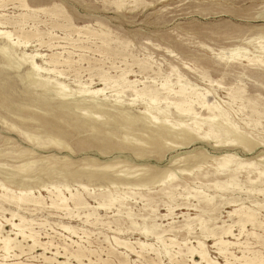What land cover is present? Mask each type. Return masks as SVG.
Here are the masks:
<instances>
[{
	"label": "rangeland",
	"instance_id": "374dc122",
	"mask_svg": "<svg viewBox=\"0 0 264 264\" xmlns=\"http://www.w3.org/2000/svg\"><path fill=\"white\" fill-rule=\"evenodd\" d=\"M0 5L5 22L0 33L21 40L13 46L0 38V95L9 102L0 105V249L9 235L24 251L5 259L1 249L0 264H57L66 260L64 253L78 255L83 264H206L197 256L201 248L215 264H264V0H0ZM35 52L46 68L39 74L28 62ZM52 55L59 63L46 62ZM46 79L73 94L106 88L95 96L106 105L99 111L88 97L85 107L77 94L59 99L56 89L36 86ZM144 88L162 92L155 108L175 98L166 100L162 88L172 94L185 89L192 99L207 96L222 125L201 139L208 110L194 103L192 115L180 117L171 106L169 124L201 138L180 145L186 137L174 132L152 144L151 133L160 131L126 121L144 111L147 101L133 91ZM63 101L75 106L57 110ZM89 115L101 119L99 136L74 130L73 122ZM43 118L71 133L46 126ZM101 137L126 148L103 151ZM77 193L79 199L70 198ZM11 222L21 223L26 234L34 232L45 248L29 251Z\"/></svg>",
	"mask_w": 264,
	"mask_h": 264
},
{
	"label": "bare ground",
	"instance_id": "6f19581e",
	"mask_svg": "<svg viewBox=\"0 0 264 264\" xmlns=\"http://www.w3.org/2000/svg\"><path fill=\"white\" fill-rule=\"evenodd\" d=\"M26 3V2H25ZM25 3L23 2V6H26L25 5ZM1 6V5H0ZM2 16L0 15V18H1ZM5 22H3V23H1V19H0V24H4ZM7 24V23H6ZM16 24V23H15ZM24 24V23H23ZM17 26V25H16ZM31 31V30H30ZM23 32V31H22ZM27 34V33H26ZM31 35V34H30ZM33 35V37H34V34H32ZM14 35L12 34V32H11V34L10 33H5V34H1L0 33V38L1 39H5L6 41H8V42H10V43H12L13 44V46L14 45H16V44H20L21 43V40H20V36H18V37H16V39H17V41H14L15 40V38L13 37ZM27 36V35H26ZM26 38H30V36H27ZM25 38V39H26ZM24 44H26V43H28V40L27 41H25V42H23ZM5 45V44H4ZM10 45V44H9ZM16 47V46H15ZM4 48V47H3ZM6 48V47H5ZM2 49V52L5 54L7 51H6V49ZM9 53V52H8ZM24 54V53H23ZM3 55V54H2ZM4 56V55H3ZM6 57V56H5ZM43 57V55L42 54H40V52H35V53H33V54H31V55H29V57H28V59L30 60V61H28L29 62V64H30V68H31V71H33V72H35L36 74H39L40 72H43V71H46V68H44V67H42V66H40L37 62H36V60L39 58V59H41ZM6 58H8V57H6ZM25 58V57H24ZM248 59V58H247ZM12 60H13V58H12ZM24 60V59H23ZM8 61V60H7ZM59 60L57 59V58H55L54 57V55H52V56H50V58H49V60L48 61H46L48 64H57V63H59L58 62ZM24 62H25V60H24ZM65 62H67L66 60H65ZM47 63H45V64H47ZM263 64V63H262ZM20 65V64H19ZM26 65V64H25ZM28 65V64H27ZM5 66V65H4ZM15 67V66H14ZM1 68V67H0ZM2 69V68H1ZM49 69V68H48ZM47 69V70H48ZM53 70V69H52ZM51 70V71H52ZM10 71V70H9ZM49 71V70H48ZM54 71V70H53ZM42 76V75H41ZM104 77V76H103ZM36 78V77H35ZM33 79V78H32ZM38 79V78H37ZM41 80V79H40ZM100 80H102V79H100ZM56 82V81H55ZM24 83V82H23ZM54 83V82H53ZM106 83V82H105ZM130 83V82H129ZM36 84V86L38 87H43V88H45L46 89V91H51L52 89H56V92H57V94H58V96L60 97H58L59 99H63V98H66V97H69V96H74L75 94H77L78 96L80 95L82 98L80 99V100H82V101H87V98L88 97H90V105H92V107L93 108H100L99 109V111L101 110V109H103L102 108V106H104V105H106V101L105 102H103V101H100V100H95V96H99V94H103V92L105 91V89L106 88H97V89H93V90H90V89H88V88H86L85 87V89H82V90H80V91H77L76 93H71L70 91H69V93L67 92V89H66V85H63V84H61V83H58V84H52L49 80L47 81V79H46V81H44V80H42V81H38V82H36L35 83ZM131 84V83H130ZM31 85V84H30ZM55 85H57V86H55ZM134 85V84H133ZM132 85V86H133ZM182 85V84H181ZM131 87V86H130ZM162 87H164V85H162ZM124 88V87H123ZM181 88V87H180ZM121 89V88H120ZM136 89V88H135ZM133 90L134 91V93H135V95L137 96V97H140L141 99L142 98H144V102H145V100L147 101V103L145 104V109H144V111L140 114V116L139 117H130V118H128L126 121H130V122H133V124L134 125H136L137 123H139L140 125H145V126H147V125H151L150 127H151V129H154V130H156V131H160V132H157V133H159V134H157V133H151V138H150V141H151V143L152 144H158V143H160L161 141H163L166 137H163V136H165V135H167V133L168 134H172V135H174V132H180V135H178V138L179 137H183V136H185L186 138L184 139V141L183 142H180V145L181 144H190V142L192 143V141L193 140H195V139H197V137L198 138H201V137H199V134H195V131L194 130H192V129H190V128H188V129H185V128H179V129H176V127L178 126V124H177V126L175 127V125L176 124H174V123H172V124H169L170 123V121H168L167 120V115H168V113L167 112H169V110H168V108H170L171 106H173V107H175V110H176V112H177V114L181 117V116H184V115H186V116H190V115H192V113H193V105H194V103H198L200 106H202L203 108L205 107L207 110H208V116H207V118H205L206 120H208L209 121V123H208V129L204 132V135H203V137L201 138V139H203V138H205V139H208V138H210L211 136H212V134H213V130L215 129V128H220V126L222 125L221 124V122L218 120V115L216 114V111H218V107L217 106H215L213 103H210V101L208 100V97L206 96V97H204L203 99L201 98V100H199V99H197V97L195 98L194 97V99H192V97H190V96H187L186 94H185V89L183 90V89H179V91H174L173 92V94L171 93V89H167V88H162V90L164 89L165 90V93H166V95L164 96V98L166 99V100H168L169 99V97L170 96H174L175 98H174V100L173 101H169L168 103H167V106L165 107V108H159V106H158V108H157V106H156V108L154 107V105H157L156 104V102H159L160 101V99H159V95H161V93L159 92V91H157V90H152V89H150L149 88V90H147V89H142V90ZM156 89V88H155ZM187 90V89H186ZM71 91H73V90H71ZM75 91V90H74ZM132 91V92H133ZM119 92V91H118ZM43 93V92H42ZM120 93H122V92H120ZM164 93V92H163ZM164 93V94H165ZM188 94V93H187ZM189 95V94H188ZM197 94H196V92H195V96H196ZM192 96V95H191ZM200 96H204V95H200L199 94V98H200ZM48 97V96H47ZM57 97V96H56ZM72 98V97H71ZM74 100V99H73ZM135 100V99H134ZM74 101H76V100H74ZM74 101H72V102H60L58 105H57V107H56V109L57 108H59V110H60V108L61 109H66L67 107L66 106H68V107H70L73 103H74ZM36 102V101H35ZM77 102V101H76ZM134 102V101H133ZM132 102V103H133ZM143 102V103H144ZM7 103H9L8 102V98L6 97V95H0V105H5V104H7ZM136 103V102H135ZM166 103V102H165ZM12 104V103H11ZM22 104V103H21ZM75 104V103H74ZM73 104V105H74ZM76 104H78V102L76 103ZM82 104V103H81ZM81 104H78V106L80 105V106H82L83 107V105H81ZM85 104V103H84ZM115 104V103H114ZM128 104H130V103H128ZM72 105V106H73ZM87 105H89L88 104V101H87V103H86V106L85 107H89V106H87ZM122 105H123V103H122ZM131 105V104H130ZM134 105V104H133ZM165 105V104H164ZM75 106V105H74ZM73 106V107H74ZM79 106V107H80ZM32 107V106H31ZM40 107V106H39ZM77 107V106H76ZM122 107H120V109H121ZM155 108V109H154ZM105 109V108H104ZM123 109V108H122ZM47 110V109H46ZM58 110V109H57ZM69 110H70V108H69ZM87 110V109H86ZM41 111V110H40ZM54 111V110H53ZM56 111V110H55ZM65 111V110H64ZM66 111H68V109L66 110ZM72 111V110H71ZM90 111V110H89ZM111 111V110H110ZM121 111V110H120ZM58 112H61V111H58ZM113 112H115V111H113ZM118 112V111H117ZM152 112H157L159 115L158 116H156L155 117V114L153 115L152 114ZM42 113H43V111H42ZM70 113H72V112H70ZM110 113H112V112H110ZM49 114V113H48ZM63 114V113H62ZM61 114V116H63ZM73 114H74V112H73ZM76 114V113H75ZM124 114H126V113H124ZM60 115V114H59ZM94 115V114H93ZM157 115V114H156ZM118 116V115H117ZM135 116H137V115H135ZM199 115H194L192 118H197V119H201L202 117H198ZM58 117V116H57ZM64 117H66V116H64ZM106 117V116H105ZM61 118V117H60ZM72 118V117H71ZM85 118H87V117H85ZM107 118V117H106ZM58 119V118H57ZM66 119H68L67 117H66ZM70 119V118H69ZM68 119V120H69ZM118 119H120V118H118ZM36 120V119H35ZM65 120V119H64ZM83 120V119H82ZM122 120V119H121ZM228 120V119H227ZM42 121L46 124V126H51L53 129H61L62 131H63V134H66V133H71V131H68V130H66V129H63V127L62 126H60L57 122H54V121H52V120H50V119H45V118H43L42 119ZM103 121V120H102ZM140 121V122H139ZM207 121V122H208ZM101 119L99 118V116H90L89 115V117L86 119V120H83V121H79L78 120V122H76V121H74L73 122V127L75 128L74 130H76V132H79V131H82V128H86V129H89V130H93L95 133H97L98 134V136L100 135V133L103 131V129L101 128ZM193 123H194V121H193ZM192 123V124H193ZM97 124H99V125H97ZM109 124H111V123H109ZM196 124H198V127H197V129H201L202 128V125H200L199 123H196ZM107 126V125H106ZM120 126V125H119ZM130 126H132L131 124H130ZM144 126V127H145ZM104 127V126H103ZM112 127H114V126H112ZM180 127H181V125H180ZM106 128H108V127H106ZM126 128V127H125ZM147 128V127H146ZM85 130V129H84ZM128 131V130H127ZM219 131V130H218ZM45 132H48V131H46L45 130ZM109 133V132H108ZM107 133V134H108ZM198 133H199V131H198ZM215 134V133H214ZM177 135V134H176ZM195 135H197V136H195ZM216 135V134H215ZM57 137V136H56ZM103 137V136H102ZM101 137V138H102ZM109 137H111L110 135H109ZM108 137V138H109ZM128 137V136H127ZM215 137V136H214ZM62 138V137H61ZM90 138V137H89ZM107 138V137H106ZM116 138V137H115ZM126 138V137H125ZM130 138H131V136H130ZM238 138V137H237ZM89 141L88 139H86V138H84L83 139V141ZM93 140V139H92ZM97 140L99 141V143H97L98 145H99V147H100V145H101V147H102V149L101 150H103V151H105L106 149H110V148H113V149H115V148H119V149H125L126 148V146H124V145H122L121 143V145L120 144H117V143H114V142H111V141H113L112 139L110 140V141H108V140H105V139H103L102 138V140L100 139V138H97ZM100 140L101 141H103V142H106V143H103V146H102V142L100 143ZM128 140V139H127ZM180 140V139H179ZM56 141V140H55ZM57 141H60L59 139L57 140ZM94 141V140H93ZM118 141H120L119 139H118ZM117 141V142H118ZM216 141V140H215ZM90 142V141H89ZM122 142H124V141H122ZM130 142H132V141H130ZM138 142V141H137ZM195 142V141H194ZM113 143V145H110V144H112ZM119 143V142H118ZM138 143H140V142H138ZM146 143V142H145ZM168 143H170V142H168ZM218 143V142H217ZM253 143V142H252ZM64 144V143H63ZM174 144V143H173ZM244 144V143H243ZM54 145V144H53ZM171 145H172V143H171ZM245 145V144H244ZM132 146H134V145H132ZM143 147H144V145H142ZM156 146V145H155ZM170 146V145H169ZM253 146V145H252ZM65 147V146H64ZM143 147H141V150H142V148ZM158 147H160V146H158ZM157 147V148H158ZM162 147V146H161ZM164 147V146H163ZM173 147H175V146H173ZM67 148V147H66ZM128 148V147H127ZM138 148H140V147H138ZM243 148V147H242ZM255 148V147H254ZM129 149V148H128ZM132 149V148H131ZM146 149H151V147H149V148H147L146 147ZM164 149H165V147H164ZM163 149V150H164ZM116 150V149H115ZM139 150V149H138ZM156 150L157 149H155L154 151H155V153H156ZM5 151V150H4ZM133 151V150H132ZM150 151V150H149ZM107 152V151H106ZM137 152V151H136ZM138 152H141L140 150L138 151ZM143 152V151H142ZM148 153V152H147ZM140 155H141V153H139ZM145 154V153H144ZM150 154V153H149ZM149 154H147V155H149ZM233 154V153H232ZM234 155H236V154H234ZM146 156V155H145ZM158 156V155H157ZM160 156H162V155H160ZM164 156V155H163ZM237 156V155H236ZM148 157V156H147ZM150 157H152V156H150ZM149 157V158H150ZM135 158V157H134ZM186 158V157H185ZM199 161V160H198ZM111 164V163H110ZM228 164V163H227ZM222 166H224L225 165V163H222L221 164ZM107 167H109V166H107ZM242 167V166H241ZM145 168V167H144ZM147 168V167H146ZM51 169H53V168H51ZM163 169V168H162ZM144 170V169H143ZM146 170V169H145ZM142 171V170H141ZM1 172V171H0ZM72 172V171H71ZM68 173V172H67ZM66 174V173H65ZM155 174V173H154ZM44 175V174H43ZM91 175V174H90ZM104 177H106V174L104 175ZM103 177V178H104ZM111 177V176H110ZM141 179V178H140ZM169 179V178H168ZM29 180V179H28ZM110 180V179H109ZM16 181V180H15ZM31 181V180H30ZM56 181V180H55ZM40 182V181H39ZM161 182V181H160ZM52 183V182H51ZM14 184V183H13ZM22 185H24L23 183H21ZM12 185V184H11ZM22 187V186H21ZM146 187V186H145ZM31 189V188H30ZM3 190V189H2ZM8 190H10V189H8ZM57 194V193H56ZM77 195V196H76ZM76 195H72L70 198H74L75 199V197H78L77 199H79V196H78V193L76 194ZM58 196H59V194H58ZM106 196V195H105ZM108 196H110V195H108ZM107 196V197H108ZM8 197H9V195H8ZM14 197H16L15 195H14ZM60 197V196H59ZM4 198V197H3ZM18 198V197H17ZM30 198V197H29ZM7 199V198H6ZM19 199L21 200L22 198H20L19 197ZM24 199H25V196H24ZM32 199H34V198H32ZM31 199V201H33L34 202V200H32ZM55 199H58V198H55ZM68 199V198H67ZM82 199V198H81ZM111 199H113V198H111ZM110 199V200H111ZM62 200H63V198H62ZM76 200V199H75ZM9 201V200H8ZM11 201V200H10ZM19 201V200H18ZM25 201H28L27 199H25ZM30 201V200H29ZM38 201V200H37ZM56 201V200H55ZM12 202H13V200H12ZM21 202V201H20ZM114 202V201H113ZM18 203V202H17ZM24 203V202H23ZM22 203V204H23ZM61 203V202H60ZM59 203V204H60ZM78 203V202H77ZM76 203V204H77ZM109 203V202H108ZM21 204V203H20ZM25 204H26V202H25ZM29 203H27L26 205H28ZM40 204V203H39ZM57 204V203H56ZM56 204H52L53 206L54 205H56ZM101 204V203H100ZM105 204V203H104ZM103 204V205H104ZM24 205V204H23ZM30 205V204H29ZM102 204L101 205H99V206H103ZM108 205V204H107ZM112 205V204H111ZM60 206V205H59ZM104 206H106V204L104 205ZM103 206V207H104ZM109 207V206H108ZM58 208V207H57ZM101 209V208H100ZM243 209V208H242ZM251 212V211H250ZM246 213V212H245ZM12 214V213H11ZM255 214V213H254ZM15 214H12V216H14ZM245 215V214H244ZM246 217V216H245ZM250 217H252V215L251 214H247V218H248V220H246V221H249V218ZM255 217V216H254ZM9 220V219H8ZM13 220H14V218H13ZM22 220V219H21ZM250 221H251V218H250ZM8 223V222H7ZM245 224V223H244ZM243 224V225H244ZM11 227H12V231H17L18 233H16V235H18V234H21L22 235V239L23 240H21V241H25V240H28V243H27V246H28V250L29 251H32L33 249H35L37 246L39 247H44L45 246V244H41L40 243V241L36 238V236H34L33 234H34V232H33V234L32 233H29V234H26L24 231H23V229L21 228L22 226H21V223H15V222H11ZM24 227V226H23ZM69 229V228H68ZM67 229V230H68ZM3 230H4V228H3ZM11 231V232H12ZM1 232V231H0ZM146 233V232H145ZM228 233V232H227ZM226 233V234H227ZM14 234V233H13ZM36 234V233H35ZM30 241L32 242V244L30 245L29 243H30ZM1 244H3V246H1V249H2V252H4V254L2 255L3 256V258H9V257H12V255H11V253L12 252H14V251H16V249H19L20 250V252H21V254H24V251L22 250V247L23 246H21V243L20 242H18V241H16V238H12V237H10L9 235H7V236H3V238H2V242H1ZM221 244L222 245H227V244H229L227 241H221ZM46 245H48V244H46ZM202 246V245H201ZM45 248V247H44ZM1 249H0V251H1ZM24 249V248H23ZM196 250V249H195ZM194 249L193 250H191L190 252L192 253V255H193V253H194V251H195ZM139 252V251H138ZM197 252V256H199L202 260H205L206 261V264H215V262L212 260V259H210V258H208V256H207V253H206V250L204 249V248H201L200 250H198V251H196ZM225 253H226V251H224ZM55 256L57 255V256H60V253H59V251H56L55 252V254H54ZM223 255V254H222ZM14 256H15V254H14ZM72 256V258H74V259H76L78 262H80L81 264H83L82 262H81V260H80V257L78 256V255H70V256H68L66 253H64L63 254V258H66V260H63V261H58V262H56L57 264H71L68 260L70 259L69 257H71ZM44 259H49V258H47V257H44ZM53 259V258H52ZM17 263V262H16ZM5 264V263H4ZM17 264H23L22 262L21 263H17ZM229 264V263H228Z\"/></svg>",
	"mask_w": 264,
	"mask_h": 264
}]
</instances>
